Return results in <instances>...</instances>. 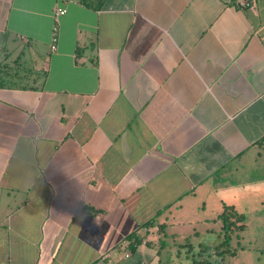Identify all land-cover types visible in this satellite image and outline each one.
I'll return each instance as SVG.
<instances>
[{
	"label": "crops",
	"instance_id": "0c3cea01",
	"mask_svg": "<svg viewBox=\"0 0 264 264\" xmlns=\"http://www.w3.org/2000/svg\"><path fill=\"white\" fill-rule=\"evenodd\" d=\"M246 1L0 0L18 73L0 86V264H167L224 204L264 208V0Z\"/></svg>",
	"mask_w": 264,
	"mask_h": 264
},
{
	"label": "rangeland",
	"instance_id": "374dc122",
	"mask_svg": "<svg viewBox=\"0 0 264 264\" xmlns=\"http://www.w3.org/2000/svg\"><path fill=\"white\" fill-rule=\"evenodd\" d=\"M15 57L14 55L10 58V64L13 63ZM29 67H33V65H29ZM244 214L247 216L245 228L241 232H233L229 240V246L235 252V255L226 254L223 258H220L212 254V257H210L212 260L211 264H264V208H251L249 211L244 212ZM217 221V224H213L214 230L210 234H203L198 237V240L192 238L190 240L191 243L187 246L166 244L162 251L163 255L169 254L166 250H171L172 253H175L177 250L182 252L180 258L172 256L174 257L172 258L173 261L171 260L167 264H196L194 262L195 259H200L201 257L209 258L210 255L207 256L205 252H199L200 246L197 243L206 238H213V244L221 241V223L220 220ZM189 246H191V249H188ZM187 249L190 251L189 256L186 260H182Z\"/></svg>",
	"mask_w": 264,
	"mask_h": 264
},
{
	"label": "trees",
	"instance_id": "16d2710c",
	"mask_svg": "<svg viewBox=\"0 0 264 264\" xmlns=\"http://www.w3.org/2000/svg\"><path fill=\"white\" fill-rule=\"evenodd\" d=\"M79 2L85 7L99 9L104 0H79ZM17 60L15 59V63H17ZM16 74H18L16 70L13 71L6 63L0 62V86L14 84ZM218 217L221 220V241L215 246L201 247V251L210 256L209 258L201 257L200 259H195L194 262L196 264H211L212 260L210 257H212V254L220 258H223L226 254L235 255V252L229 246V240L233 232H241L245 228L247 216L236 210L234 206L224 204ZM139 243L140 241L137 238H133L129 243L130 250L133 251Z\"/></svg>",
	"mask_w": 264,
	"mask_h": 264
},
{
	"label": "built area",
	"instance_id": "2783aa9c",
	"mask_svg": "<svg viewBox=\"0 0 264 264\" xmlns=\"http://www.w3.org/2000/svg\"><path fill=\"white\" fill-rule=\"evenodd\" d=\"M238 4L241 6H247L248 2L246 0H238ZM65 13V9L62 7H55L54 9V15L56 17L61 16ZM56 41H57V37H56V31L54 29L53 35H52V39H51V43H50V50L54 51L56 49Z\"/></svg>",
	"mask_w": 264,
	"mask_h": 264
}]
</instances>
